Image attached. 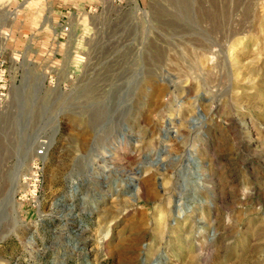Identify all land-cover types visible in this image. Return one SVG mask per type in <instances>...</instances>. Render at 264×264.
Listing matches in <instances>:
<instances>
[{"label": "rangeland", "instance_id": "374dc122", "mask_svg": "<svg viewBox=\"0 0 264 264\" xmlns=\"http://www.w3.org/2000/svg\"><path fill=\"white\" fill-rule=\"evenodd\" d=\"M124 1L0 0V264H264V0Z\"/></svg>", "mask_w": 264, "mask_h": 264}, {"label": "built area", "instance_id": "2783aa9c", "mask_svg": "<svg viewBox=\"0 0 264 264\" xmlns=\"http://www.w3.org/2000/svg\"><path fill=\"white\" fill-rule=\"evenodd\" d=\"M111 1L118 3V4H123L125 2L124 0H111ZM64 30H66V27L64 28ZM0 68H1V65H0ZM0 71H1V69H0ZM4 97H5V90H4V88L0 87V105H1L2 101L4 100L3 99Z\"/></svg>", "mask_w": 264, "mask_h": 264}]
</instances>
